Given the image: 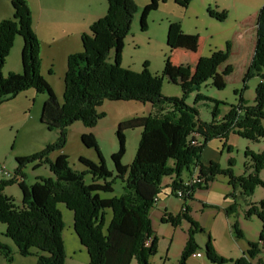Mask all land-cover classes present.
I'll use <instances>...</instances> for the list:
<instances>
[{
    "label": "trees",
    "instance_id": "16d2710c",
    "mask_svg": "<svg viewBox=\"0 0 264 264\" xmlns=\"http://www.w3.org/2000/svg\"><path fill=\"white\" fill-rule=\"evenodd\" d=\"M166 0H148L140 13V29L147 26L148 15L158 9L159 2ZM106 15L91 24L88 33L81 35L82 52L67 56L62 103L57 102L51 86L40 74V43L32 29V17L26 0H10L12 19L0 21V106L10 102L22 92L34 90L46 95L40 113V123L48 130L58 131L54 144H49L38 154L15 158L16 168L8 179L0 180V223L5 224L4 237L17 247L21 257L33 255L30 249L39 251L36 264H64L62 244V216L56 205L65 204L73 213V230L80 245L86 250L88 264H150L149 259L157 253V235L151 226L150 211L155 206V198L163 195L180 200L182 210L175 216L163 214L162 223H169L176 229L185 220L189 229L187 239L180 254L178 264L198 253L194 241L197 232L204 233L190 215L188 202H193L194 193L207 191L217 176L228 178V186L235 197L238 191L247 206L244 216L256 217L262 226L258 241L251 243L249 249L231 264H249L256 256L260 242H264V201L251 204L248 200L257 187L264 189L260 177L264 169V147L252 152L244 150L245 173L235 176L231 170L233 159L227 167L221 169L218 163L202 164V153L207 144L218 139L225 148L229 135L234 134L249 143L262 141L264 146V5L256 16L255 44L252 59L243 75V81L253 76L262 80L257 85L252 106L240 97L238 104L230 106L220 119L218 100L208 99L196 94L193 106L187 105L186 97L198 93L200 86L212 79L218 66L229 57V45L226 52L216 51L208 58L200 57L191 72L189 67H179L176 75L185 81L181 84L182 96L163 97L160 94L163 73H151L148 65L143 64L139 72H132L121 66L123 42L126 39L133 17L138 10L134 0H106ZM189 0L179 3L182 7ZM220 16L219 19H222ZM180 23H169L166 46L169 52L174 48L180 36ZM22 42L20 52V72L2 74L7 56L11 52L16 38ZM168 63V57L165 61ZM227 67L223 74L229 73ZM245 89V85L244 88ZM213 103L211 118L208 122L198 119L199 113L194 107L200 101ZM104 101H129L149 104L153 112L147 116L122 121L115 131L117 150L110 156L113 171L109 170L92 133L82 134L83 147L97 154V162L79 157L77 160L84 171H75L69 167L68 157L59 154L52 160L50 155L61 150L66 143V129L79 121L85 129L95 127L103 114L97 111ZM140 129L138 146L131 164L121 163L125 154L124 131ZM196 134L194 139H189ZM230 151L231 147H228ZM47 166L51 178H42L27 185L23 169ZM90 177L87 184L85 176ZM118 179L123 185L119 197L101 198L100 194L114 191L113 183ZM164 179L166 181L164 182ZM193 181H195L193 183ZM17 184L21 192V204L6 196L3 190ZM181 193V198L177 194ZM111 218L105 227L106 214ZM236 206L227 210L234 212ZM232 232L242 236L236 224ZM0 254L7 262L12 261L8 246L0 242ZM205 257L214 264H225L230 260L221 257L210 237L205 243Z\"/></svg>",
    "mask_w": 264,
    "mask_h": 264
},
{
    "label": "rangeland",
    "instance_id": "374dc122",
    "mask_svg": "<svg viewBox=\"0 0 264 264\" xmlns=\"http://www.w3.org/2000/svg\"><path fill=\"white\" fill-rule=\"evenodd\" d=\"M33 22L39 21V30L42 35L40 43V74L48 82L57 97V102L62 103L63 84L67 56L82 52L81 35L88 33V27L106 15V0H26ZM182 0H166L159 2L158 9L151 12L147 19V26L140 29V13L148 4V0H134L137 11L123 44L121 66L132 72H139L143 64L148 65L151 73L162 74L163 79L160 94L163 97L180 98L182 96L181 84L186 78L177 76L179 67H189L194 71L195 64L200 57L208 58L213 52H226V44L229 45V57L218 66L212 79L205 81L199 88L198 93L193 92L186 97V104L193 106L196 94L208 99L218 100L223 104L218 105L221 119L229 110L230 106L236 105L240 97L252 106L254 104L257 85L262 80L253 76L243 81L250 59L253 56L255 44L256 16L264 5V0H189L188 5L182 7ZM11 3L0 0V17L2 11H8ZM223 16L222 19H219ZM0 18V19H1ZM12 19V17L8 18ZM7 20V19H4ZM0 21H3L2 19ZM180 23V36L175 42L174 48L169 52L166 46L167 30L169 23ZM36 33V32H35ZM18 48L13 46L9 52L2 74L6 75L7 69L13 65H20V38L17 37ZM168 57V63L165 61ZM229 67V73L223 74ZM264 76V69L262 70ZM245 85V89L244 88ZM28 92V93H27ZM22 92L16 100L4 103L0 106V180H8L16 168L15 158L29 157L38 154L49 144H54L58 138V131L48 130L40 123V113L46 95L35 93L34 90ZM29 94V95H28ZM33 96H37L33 99ZM26 98V99H24ZM33 99V104L29 101ZM197 109L200 121L208 122L211 118L213 103L200 101L194 105ZM97 111L103 117L97 121L92 129H85L81 122H74L66 129V143L63 148L50 155L52 160L59 154L68 157V164L72 170L84 171L77 161L79 157L97 162V154L92 149H86L80 140L82 134L92 133L97 140L98 148L104 158V163L109 170L113 171L110 156L117 150L115 131L120 122L135 117L147 116L154 110L149 104L129 101H104ZM264 124V121L262 122ZM140 129L124 131L126 146L125 154L121 163L130 165L134 159L136 146H138ZM192 134L189 139H194ZM228 147H231L230 151ZM262 141L249 143L234 134L229 135L225 148L223 142L218 139L211 140L202 154L203 166L211 162L218 163L221 169H225L229 159L234 164L231 170L235 176L245 173L244 164L249 159L244 157V150L248 148L257 152L263 148ZM2 167L5 169L1 172ZM264 172V169L262 170ZM261 171V172H262ZM8 174V176H6ZM23 176L27 185H32L42 178H51L52 173L45 165L34 167L29 164L23 169ZM261 177V176H260ZM228 178L217 176L209 185L207 192H199L197 199L188 202L189 215L199 223L204 233L195 234L197 251L201 257H189L185 264H214L205 257V243L208 236L218 254L231 261L238 259L249 249L251 243L258 241L260 220L256 217L244 216L247 206L243 198L239 197L238 191L235 197H230L231 187L228 186ZM264 181V173L261 177ZM85 183L90 182V177H84ZM166 179H164V182ZM17 184L3 190L6 196L14 199V204H21V192ZM114 191L109 194L101 193V198L119 197L123 191V185L115 179ZM159 200L165 201L166 196H159ZM264 201V189L257 187L254 195L248 200L251 204ZM159 202V201H158ZM156 207L150 211L152 229L157 235V253L150 259V264H178L185 240L187 239L188 223L183 220L174 230L169 223H162L159 219L160 212ZM169 210L174 214L182 210V202L172 198L165 201ZM65 204L56 205L62 216V244L64 252V264H88L86 250L80 245L73 230V213L66 209ZM236 206V210L227 214V210ZM178 211V212H179ZM166 214V213H163ZM162 214V215H163ZM175 216V215H174ZM162 217V216H161ZM111 214L107 211L105 227L110 221ZM237 226L242 236L232 232L231 226ZM6 227L0 223V242L8 246L12 261L7 262L0 254V264H36V256L40 255L34 248L30 249L33 255L21 257L17 247L8 238L4 237ZM258 246V254L249 259V264H264V254ZM131 264H137L132 260Z\"/></svg>",
    "mask_w": 264,
    "mask_h": 264
},
{
    "label": "crops",
    "instance_id": "0c3cea01",
    "mask_svg": "<svg viewBox=\"0 0 264 264\" xmlns=\"http://www.w3.org/2000/svg\"><path fill=\"white\" fill-rule=\"evenodd\" d=\"M60 1V0H59ZM61 1H67V0H61ZM7 2H10V0H7ZM2 20H4V19H8V18H10V17H12L13 16V13H12V10H11V7L10 8H8V11L7 10H5V12L4 11H2ZM0 19V20H1ZM89 28V27H88ZM32 29H33V31L34 32H36L35 34L39 37V40L41 41V43H42V35H41V33H40V30H39V21H35V22H33V27H32ZM88 30V29H87ZM87 32V31H86ZM18 40L19 39H15V42H14V46H16V48H18ZM20 46H22V42H21V39H20ZM20 67H21V65H19V66H17V65H13V67H11V68H8L7 69V73L8 72H13V73H19L20 72ZM6 73V74H7ZM28 93V92H27ZM27 93H23L24 95H27ZM20 95V94H19ZM18 95V96H19ZM29 95V94H28ZM16 97V98H19V97ZM32 97H33V99H35L37 96H33L32 95ZM16 98H14L13 99V101L14 100H16ZM24 99H26V98H24ZM33 99H31L30 101H29V103L31 102L32 104H33ZM36 100V99H35ZM205 150H203V152H204ZM203 154V153H202ZM202 163H204V161H203V158H202ZM263 171L260 173V176L262 177V175H263ZM208 191V190H207ZM207 191H197L196 193H194V196H193V198L196 200L197 199V194L199 193V192H202V193H204V192H207ZM166 200L165 201H167L168 199H169V197H166L165 198ZM194 200V201H195ZM159 201V202H158ZM158 201H157V208L156 209H158V210H162L163 211V213H166V214H172V216H174V215H176L177 213H178V211H179V209H178V211L176 212V213H172L168 208H169V206L167 205V204H165V201H161V200H159V198H158ZM162 212H160V213H158L160 216H159V219L161 218V216H163L162 214H163ZM175 230V229H174ZM215 247V246H214ZM215 249H216V247H215ZM216 251H217V249H216ZM217 253H219L218 251H217Z\"/></svg>",
    "mask_w": 264,
    "mask_h": 264
},
{
    "label": "built area",
    "instance_id": "2783aa9c",
    "mask_svg": "<svg viewBox=\"0 0 264 264\" xmlns=\"http://www.w3.org/2000/svg\"><path fill=\"white\" fill-rule=\"evenodd\" d=\"M4 168L2 167V169H1V172H4ZM6 176H8V174H6ZM10 178V177H9ZM195 181H193V183H194ZM181 193H178L177 194V197L180 199L181 198ZM158 201V199L157 198H155V203ZM259 247L261 248V251H262V254H264V242H260L259 243ZM193 257H201V253L200 252H198V253H196V254H193Z\"/></svg>",
    "mask_w": 264,
    "mask_h": 264
}]
</instances>
